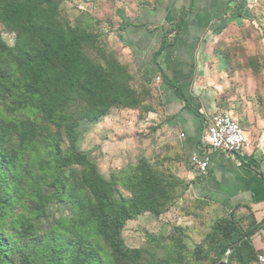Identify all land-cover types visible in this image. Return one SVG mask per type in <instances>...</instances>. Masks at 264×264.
<instances>
[{"label":"trees","instance_id":"obj_1","mask_svg":"<svg viewBox=\"0 0 264 264\" xmlns=\"http://www.w3.org/2000/svg\"><path fill=\"white\" fill-rule=\"evenodd\" d=\"M62 1L0 0V30L14 36L9 47L0 35V264H185L178 239L157 256L127 248L122 238L127 221L165 211L179 181L144 160L132 173L106 180L77 147L83 124L112 109L146 111L142 98L157 88L141 77V90L135 89L137 73L102 52L91 24L63 22ZM139 5L133 18H120L119 33L133 25ZM93 48L101 63L90 57ZM217 57L228 72L227 54ZM46 126L54 131L44 135ZM53 202L67 205L69 216L43 227ZM262 229L264 220L242 227L221 219L204 237L206 251L199 248L195 257L218 264L229 251L227 264H255L250 238ZM147 240L161 246L156 238Z\"/></svg>","mask_w":264,"mask_h":264},{"label":"rangeland","instance_id":"obj_2","mask_svg":"<svg viewBox=\"0 0 264 264\" xmlns=\"http://www.w3.org/2000/svg\"><path fill=\"white\" fill-rule=\"evenodd\" d=\"M152 1L63 0L60 14L63 22L71 27L79 23L91 24V30L100 35L97 45L102 52L134 75L137 72L133 69L132 56L122 47L124 41L117 28L121 24L120 18L125 19L131 11H135L133 9L136 5L145 7ZM240 5V11L229 20V23L233 21L234 24L218 36L220 41L215 55L227 54L230 66L229 71L224 73L240 89V92L237 91L236 110L242 108L246 100L248 104H254V108L256 106L252 111L257 118L260 109L264 108V0H240ZM130 17L133 18L132 14ZM0 35L9 47L14 45L12 34L0 30ZM89 55L101 63V54L95 48L90 50ZM219 59L220 57L218 62ZM218 70H222L220 62ZM141 84V75L137 73L132 86L141 90ZM151 90L150 97L142 98L141 102L147 108L146 111L140 108L112 109L98 122L83 124L80 127L77 147L90 157L106 180L129 171L132 173L141 160L146 161L155 171L173 175L180 184L173 191L170 206L159 216L146 212L127 221L122 230L124 244L130 249L145 248L157 256H162V247L166 248L171 240L178 239L187 254L185 264H208L211 258L202 257L197 261L195 254L201 247L206 251L207 246L203 241L211 227L224 218H233L242 227H246L251 221L261 222L264 220V206L255 208L245 204L246 206L229 211L220 207L212 208L208 203L201 204L188 197L182 186L186 184L187 178L184 175L187 170L183 156L176 144L171 142L164 124L160 122L158 91L153 92V88ZM42 130L44 135L54 131L49 126ZM61 145L65 148V143ZM47 215L43 219V227L54 219L68 218V206L62 202L50 203ZM147 236L158 239L161 246L150 243ZM250 243L258 253L255 264H261L259 257L264 254V229L252 236ZM99 244L106 252L101 241Z\"/></svg>","mask_w":264,"mask_h":264},{"label":"crops","instance_id":"obj_3","mask_svg":"<svg viewBox=\"0 0 264 264\" xmlns=\"http://www.w3.org/2000/svg\"><path fill=\"white\" fill-rule=\"evenodd\" d=\"M240 8V0H157L138 7L133 25L119 33L134 71L157 88L160 122L188 171V197L229 211L264 206V108L257 118L246 100L236 110L240 89L218 70L215 55ZM221 110L240 123L250 142L244 153L214 151L203 143L210 116ZM193 153L208 156L204 173L191 165Z\"/></svg>","mask_w":264,"mask_h":264},{"label":"built area","instance_id":"obj_4","mask_svg":"<svg viewBox=\"0 0 264 264\" xmlns=\"http://www.w3.org/2000/svg\"><path fill=\"white\" fill-rule=\"evenodd\" d=\"M158 82L159 78L156 77ZM182 137V135H180ZM203 143L211 150L231 152L236 155L244 153L250 147V142L246 139L243 129L229 112L221 110L210 116L205 129V139ZM191 165L200 173H204L209 163L207 155L193 153L190 156ZM260 263L264 264V257H259Z\"/></svg>","mask_w":264,"mask_h":264},{"label":"water","instance_id":"obj_5","mask_svg":"<svg viewBox=\"0 0 264 264\" xmlns=\"http://www.w3.org/2000/svg\"><path fill=\"white\" fill-rule=\"evenodd\" d=\"M229 154H234V153H231V152H227ZM246 196L248 197V193H246ZM228 255H229V251L224 255L223 259L218 263V264H226V261L228 259Z\"/></svg>","mask_w":264,"mask_h":264}]
</instances>
